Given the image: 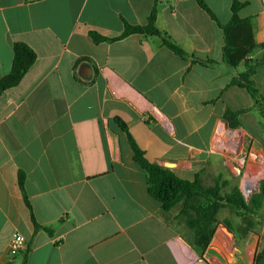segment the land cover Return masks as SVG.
I'll use <instances>...</instances> for the list:
<instances>
[{"label": "crops", "instance_id": "crops-1", "mask_svg": "<svg viewBox=\"0 0 264 264\" xmlns=\"http://www.w3.org/2000/svg\"><path fill=\"white\" fill-rule=\"evenodd\" d=\"M232 1L204 0L222 24ZM237 1L252 30L250 80L264 99V3ZM154 5L156 28L188 59L154 35L92 41L91 32L113 39L124 23L145 25ZM17 42L36 58L18 84L0 92V264H216L224 251V264H236L234 234L222 225L203 254L193 250L191 232L180 231L167 218L172 210L163 213L149 195L146 173L114 121L126 125L148 162L188 181L220 129L264 154V106L231 83L246 71L245 60L223 62L222 31L196 1L0 0V79ZM227 111L238 112L235 125ZM14 233L25 248L11 258ZM263 236L260 228L244 238L249 248L254 243L248 264Z\"/></svg>", "mask_w": 264, "mask_h": 264}, {"label": "trees", "instance_id": "trees-1", "mask_svg": "<svg viewBox=\"0 0 264 264\" xmlns=\"http://www.w3.org/2000/svg\"><path fill=\"white\" fill-rule=\"evenodd\" d=\"M195 1L217 23L222 31L223 62L229 67H235L239 62L245 60L246 71L234 78L231 83L245 88L254 99L256 105L264 106V99L250 80L255 66H251V61L245 59L254 48V43L249 18H240L238 16V11L243 6V3L233 0L230 6V20L226 24H222L204 0ZM155 21L156 5L153 6L145 25L124 23L122 34L113 39L102 37L94 32L90 33V37L94 43H99L102 41L119 40L131 34L154 35L158 36L161 39L162 45L171 50L175 55L182 59H188V54L177 43L171 40L166 33L156 28ZM260 47L264 49V43ZM35 58L36 55L29 46L24 43H14L11 69L0 79V92L18 84ZM190 60L191 62H199L205 65L215 64L212 60L201 61L192 56ZM237 114L238 112L227 111L226 118L235 125L236 122L235 120H231V117L236 119ZM114 121L126 133L129 146L133 152V160L145 171L147 191L160 204L161 211L168 213L175 206H179L176 218H180L185 227L191 232L190 244L194 251L203 254L218 225L224 226L229 232H232L234 235L236 234L241 239L246 238L249 234H258L257 229H264V218L260 213L264 202V181L261 182L258 193L252 194L248 201H245L241 191L237 187H234L229 193L223 194L217 185L209 188L201 186L197 175H195L192 181L182 179L173 170L156 163L148 162L144 158L143 152L137 147L128 133L126 125L119 118H115ZM23 183L24 175L20 172L18 174V185L24 200L28 204ZM223 209H226L239 220V223L235 227H233L228 219H223V222L218 220V213ZM34 228L37 230L40 228V225L34 222ZM44 229L49 234L51 233L49 228ZM262 241L263 245L258 249L253 264H264V236Z\"/></svg>", "mask_w": 264, "mask_h": 264}, {"label": "rangeland", "instance_id": "rangeland-1", "mask_svg": "<svg viewBox=\"0 0 264 264\" xmlns=\"http://www.w3.org/2000/svg\"><path fill=\"white\" fill-rule=\"evenodd\" d=\"M195 175L198 176L200 185L205 188L217 185L221 189V193L227 194L237 187L242 194L249 192L251 196L258 193L260 184L264 181V154L250 153L241 137L233 136L223 128L217 134L212 153L199 162ZM249 198L244 199L248 201ZM178 209L179 206H175L167 218L177 225L180 231H183L186 228L184 223L180 218H176ZM260 213L264 218V202ZM223 219H228L233 227L239 223V220L226 209L220 210L218 213V220L223 222ZM257 232L259 234L260 229H257ZM234 237V241L229 244V249L234 251L235 263L248 264L253 254L254 243H251L252 247L249 248L246 239H241L236 234ZM186 244V250L193 252L188 242ZM260 245H263V241ZM224 254V257H220L216 264L226 262Z\"/></svg>", "mask_w": 264, "mask_h": 264}, {"label": "built area", "instance_id": "built-area-1", "mask_svg": "<svg viewBox=\"0 0 264 264\" xmlns=\"http://www.w3.org/2000/svg\"><path fill=\"white\" fill-rule=\"evenodd\" d=\"M264 3V0H261ZM162 120V119H160ZM164 122V120H162ZM165 165V164H164ZM167 166V165H165ZM169 166V165H168ZM170 167V166H169ZM243 197L245 199L249 198V192H243ZM25 248V240L19 233H14L8 241V252L11 258H13L18 252Z\"/></svg>", "mask_w": 264, "mask_h": 264}]
</instances>
